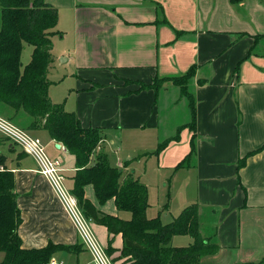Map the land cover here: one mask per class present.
I'll use <instances>...</instances> for the list:
<instances>
[{
	"label": "crops",
	"instance_id": "1",
	"mask_svg": "<svg viewBox=\"0 0 264 264\" xmlns=\"http://www.w3.org/2000/svg\"><path fill=\"white\" fill-rule=\"evenodd\" d=\"M45 2L58 12L48 95L74 112L83 126L103 129L92 160L97 153L106 154L122 178L131 174L146 188L149 172L167 175L174 170L170 184L166 176L161 180L170 188L165 217H175L171 201L176 187L182 194L176 209L197 204L200 234L219 246L216 253L201 256L200 264H264V0ZM192 69L190 95H183L167 79ZM155 78L166 79L157 94L140 89L139 83ZM189 102L195 110L193 129L187 126L193 122ZM29 131L46 155L59 162L62 184L71 194L73 156L61 143L57 148L46 130ZM166 140L165 148L154 154ZM15 147L0 133L1 169L14 173L22 247L60 244L69 248L49 260L93 264L35 158ZM150 158L157 161L144 170L142 161L147 164ZM83 190L99 210L124 214L113 199L99 204L91 184ZM85 221L114 264H129L126 257L119 258L120 233L109 234L105 226ZM176 236L174 246L192 242L187 235L186 244L175 243Z\"/></svg>",
	"mask_w": 264,
	"mask_h": 264
},
{
	"label": "trees",
	"instance_id": "2",
	"mask_svg": "<svg viewBox=\"0 0 264 264\" xmlns=\"http://www.w3.org/2000/svg\"><path fill=\"white\" fill-rule=\"evenodd\" d=\"M57 21V9L45 0H0V106L14 113L8 117L10 121L22 114L26 130H46L51 139L73 156L76 171L71 194L86 219L105 226L109 234H121L120 256L126 257L129 264H200L201 256L216 253L219 246L200 234L197 204L184 207L167 223L159 215L147 217L146 186L131 174L122 178L121 170L111 166L104 153L95 154L92 160L104 137L103 129L83 126L74 112L50 100L46 75L52 62L51 36L57 33L54 30ZM24 44L30 45L32 51L30 60L22 65ZM193 74L192 69L167 80L189 96L187 83ZM163 80L166 79L139 83L140 89L149 88L157 94ZM189 105L193 122L187 126L193 129L195 110L190 102ZM167 143V140L159 143L154 154L160 153ZM4 161L5 157L0 155V252H3L0 264H47L54 252L69 247L51 242L42 248L22 247L14 173L1 169ZM87 184L93 186L99 204L113 199L117 210L129 212L130 217L124 219L96 208L84 197L83 187ZM175 235H189L192 242L174 246L171 239ZM113 250L108 244L107 252Z\"/></svg>",
	"mask_w": 264,
	"mask_h": 264
},
{
	"label": "built area",
	"instance_id": "3",
	"mask_svg": "<svg viewBox=\"0 0 264 264\" xmlns=\"http://www.w3.org/2000/svg\"><path fill=\"white\" fill-rule=\"evenodd\" d=\"M0 133L12 144L20 147L22 152L35 158L39 172L47 179L61 203L64 205L67 214L72 219L81 240L92 256L93 264H113L108 254L98 243L87 226L85 218L79 209L76 199L64 188L62 175L59 173V162L51 160L45 153L40 141L36 137L21 131L8 120L0 117ZM47 264H62L50 259Z\"/></svg>",
	"mask_w": 264,
	"mask_h": 264
},
{
	"label": "rangeland",
	"instance_id": "4",
	"mask_svg": "<svg viewBox=\"0 0 264 264\" xmlns=\"http://www.w3.org/2000/svg\"><path fill=\"white\" fill-rule=\"evenodd\" d=\"M30 54H31V46L28 45V44H24V49L22 51V54H21V61H22V64H26L29 60H30ZM54 75H57V72L54 71L53 72ZM0 117H2L3 119L5 120H8L11 124H13L15 127H17L18 129H20L21 131L23 132H26L28 135L31 136V134H34V132L32 133L31 131L29 130H26L25 129V118L22 114L18 113L16 115V119L14 121H10L8 119L9 116L11 115H14V113L10 110V109H6L5 107L3 106H0ZM181 114V112H180ZM176 119V118H175ZM178 120V118H177ZM38 134V133H36ZM39 135V134H38ZM5 137V136H4ZM8 140V139H7ZM15 145V144H14ZM19 147V146H18ZM18 147H15L19 150ZM0 150L2 151V148H0ZM148 160L147 164L145 162V160L142 161V166L145 169H148L149 165L151 163L154 164V162L156 163V159L155 158H150V159H146ZM174 172L173 171H169V173L166 175L164 173H162L161 175H156V174H151L150 172L148 173L147 175V181H148V184L147 185V193H148V207H149V214H153L152 217H155L159 214V211L161 213L160 217L161 219L163 220V223H166V222H169V218H170V215L169 217H165L164 215V212H163V207H166L167 206V203L170 202V198H167L166 199V195L167 197L169 196L168 193L170 191V188L168 187V185L164 186V183H162L163 181V178L166 176V181L169 183V180H171V176H172V173ZM176 187L173 188V199L177 200L179 203H181V199H182V194H181V190L177 191L175 189ZM175 200H172L171 201V205H172V209L173 211L171 212L172 215L176 216L178 214V212H180L183 207H179V209L174 206L175 205ZM175 209V211H174ZM170 211V210H168ZM129 215L130 213L125 211L124 214H121V217L124 216V215ZM189 236L187 235H178L175 237V243H180V244H186L189 240ZM174 243V242H173ZM3 256V252H0V259L2 258ZM121 257H124V256H120L119 254V258ZM86 260H90V257L87 256V259ZM114 264V263H113Z\"/></svg>",
	"mask_w": 264,
	"mask_h": 264
},
{
	"label": "water",
	"instance_id": "5",
	"mask_svg": "<svg viewBox=\"0 0 264 264\" xmlns=\"http://www.w3.org/2000/svg\"><path fill=\"white\" fill-rule=\"evenodd\" d=\"M56 147L59 148L60 147V144L59 143H56Z\"/></svg>",
	"mask_w": 264,
	"mask_h": 264
}]
</instances>
